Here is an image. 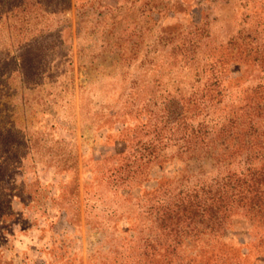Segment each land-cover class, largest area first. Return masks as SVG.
<instances>
[{
	"label": "rangeland",
	"instance_id": "1",
	"mask_svg": "<svg viewBox=\"0 0 264 264\" xmlns=\"http://www.w3.org/2000/svg\"><path fill=\"white\" fill-rule=\"evenodd\" d=\"M66 1L68 13L60 0H0V264H139L115 247L132 224L125 211L197 162L170 148L146 179L117 186L124 139L150 121V95L164 114L174 81H191L188 69L206 66L209 46L247 44L244 31L262 44L264 0L248 23L237 0ZM59 25L65 44L55 39ZM193 44L198 57L182 52ZM224 58L231 84L246 82L254 66L246 54ZM130 107L139 114L127 115ZM234 227L226 239L248 254L252 225L236 217ZM252 251L244 264H264Z\"/></svg>",
	"mask_w": 264,
	"mask_h": 264
},
{
	"label": "trees",
	"instance_id": "2",
	"mask_svg": "<svg viewBox=\"0 0 264 264\" xmlns=\"http://www.w3.org/2000/svg\"><path fill=\"white\" fill-rule=\"evenodd\" d=\"M234 45L264 74L260 47ZM221 72L213 65L196 94H174L172 114L150 123V138L126 139L114 162L113 183L127 188L146 179L150 165L163 163L168 148L197 162L181 178L144 189L134 212L125 211L134 213L128 215L132 224L115 247L135 254V263L244 264L254 249L258 258L264 255V79L241 94ZM236 217L252 225L248 254L226 239Z\"/></svg>",
	"mask_w": 264,
	"mask_h": 264
},
{
	"label": "flooded vegetation",
	"instance_id": "3",
	"mask_svg": "<svg viewBox=\"0 0 264 264\" xmlns=\"http://www.w3.org/2000/svg\"><path fill=\"white\" fill-rule=\"evenodd\" d=\"M225 2V0H223ZM228 3H231L232 0H226ZM255 0H237L236 2V6H238L239 10H242V13L245 16V22L248 23L251 21V14L252 12L255 10V8L253 7V2ZM60 3L63 7V10L68 13L69 10H67V8L69 7L68 1L66 0H60ZM243 10H246L245 13H243ZM257 17H261V15H258ZM66 18H68V16H66ZM261 22L256 23V25L258 26ZM63 26L64 25H59L56 29H57V33H56V41L57 44H65L64 38L66 39V37L62 38V31H63ZM259 33H254L252 31L249 32H243V37L247 38L249 40H251L252 44L256 45L257 47H260V49L262 51H264V46L262 44H264V42H262V44H259L260 42L257 41ZM251 42H247L251 43ZM227 44L223 45L222 47H208V52L205 55L207 61V64L205 67H203V69L200 68H189L188 70H190L191 72H195V76H193L191 78V81H186L184 80V82L182 81H174L175 82V86H177V90L178 94H181L184 98V92H183V86L185 85V88L188 91V95L186 96H192L194 94H196L195 92H198L202 89L204 82L208 79H210L211 77V68L212 66H216L219 70V68H221L220 65V61L221 59H225L224 57L230 53H232V50H234L235 45L234 44H239L238 40L234 37H232L231 41L229 40V42L226 41ZM188 45V44H187ZM255 46V47H256ZM179 47H181V45H179ZM177 46L176 51H180V48ZM198 50H199V44H193L190 48L185 47V50H182V52L188 56H192V57H198ZM188 51V52H187ZM261 60L264 61V54H261ZM248 62H252L251 59H248ZM254 63V62H253ZM223 75H226V72H221ZM226 78H229L228 76H225ZM254 77V80H252V78ZM263 77L262 79H264V74L262 73V70L260 69V66L258 64V62L255 60L254 66L249 74V78L246 82H239L236 84H232L233 88H237L238 90H240V93L243 94L244 89H251L250 87H248L249 85L252 84H257V81L259 78ZM177 94V93H176ZM233 95V94H231ZM174 96V94H170L168 97H165V101L163 103H161L163 105V108H165L164 110H162V112H164V114L161 113V110H156V105H159V100L154 98V96L150 95V97L147 98V105H150L149 102H153L154 107L155 108H149L147 106H145L147 109H149L152 114L150 115V121H145V120H139V122L141 123V121H143L141 126H137L133 131L132 134L130 135V138H125L124 142H126L125 140H129L132 143H134V141H136L137 139H139L140 137H144L145 139L150 138V135L148 132L152 131L153 128V123L155 121L158 120V118H164V120L168 117L169 114H172V110L174 109L173 106L174 105H170L171 99ZM180 101V100H178ZM179 107H181V103L182 102H178ZM155 102V103H154ZM130 104L135 105L134 103H132L130 101ZM178 110V109H177ZM176 110V111H177ZM127 115L130 116H136L138 113L137 111V107H130V109L125 110ZM152 122V124H150ZM128 141V143H129ZM124 145V144H123ZM170 148H168L167 150H169ZM175 149H171L169 151H173ZM169 151H167L169 153ZM174 152V151H173Z\"/></svg>",
	"mask_w": 264,
	"mask_h": 264
}]
</instances>
